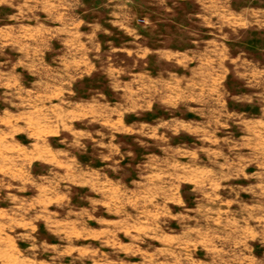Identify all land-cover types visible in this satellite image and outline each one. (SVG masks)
Listing matches in <instances>:
<instances>
[{
  "label": "rangeland",
  "instance_id": "rangeland-1",
  "mask_svg": "<svg viewBox=\"0 0 264 264\" xmlns=\"http://www.w3.org/2000/svg\"><path fill=\"white\" fill-rule=\"evenodd\" d=\"M0 264H264V0H0Z\"/></svg>",
  "mask_w": 264,
  "mask_h": 264
}]
</instances>
